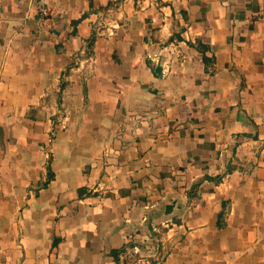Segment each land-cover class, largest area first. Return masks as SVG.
Here are the masks:
<instances>
[{"label": "crops", "instance_id": "1", "mask_svg": "<svg viewBox=\"0 0 264 264\" xmlns=\"http://www.w3.org/2000/svg\"><path fill=\"white\" fill-rule=\"evenodd\" d=\"M131 244L264 264V0H0V264Z\"/></svg>", "mask_w": 264, "mask_h": 264}, {"label": "built area", "instance_id": "2", "mask_svg": "<svg viewBox=\"0 0 264 264\" xmlns=\"http://www.w3.org/2000/svg\"><path fill=\"white\" fill-rule=\"evenodd\" d=\"M38 13L44 17L49 14V11L42 6H39ZM166 46L170 49V56L168 57L169 60L181 56L177 44L175 45L173 42H169L166 44ZM152 61L157 63V57H152ZM161 67L162 71H168V59L161 63ZM120 256L126 261L127 264H158L161 261V257L157 254L156 250H154L152 253L142 254L139 246H137L136 244L126 245L123 253H121Z\"/></svg>", "mask_w": 264, "mask_h": 264}, {"label": "trees", "instance_id": "3", "mask_svg": "<svg viewBox=\"0 0 264 264\" xmlns=\"http://www.w3.org/2000/svg\"><path fill=\"white\" fill-rule=\"evenodd\" d=\"M178 38H179V37H178ZM94 39H95V34L93 33V34L91 35V37L87 40L88 46H91V45H92ZM178 40H179V39H178ZM197 48L200 49V48L198 47V45H197ZM200 51H201V54H202V61H203V63H204L205 66H206V65H208L212 60L204 55V50H203V49L200 50ZM89 55H90V53H85L84 55H79L78 58H84V57H87V56H89ZM74 66H75V64L72 63L69 67H67V68L65 69V73H64V74H65V75L70 74L71 68L74 67ZM232 169H233V165H231V164L229 163V165H227V167L225 168V170H224L223 172L217 174V175H216L215 177H213V178H212V177H209V176H205L204 179L212 180L214 183H218V182L221 181V179L223 178V176H224L226 173L230 172ZM51 177H52V176L49 175L45 181L39 183V186H40V187H44V186L47 184V182L51 179ZM197 185H198V183L194 184V185L191 187V190L189 191V196H195V195H196V191H197L196 187H197ZM155 235H157V234L154 233V235H153L152 237H154L155 240H156V236H155ZM157 236H158V235H157ZM153 242L156 243L155 241H153ZM125 247H126V245L123 246L121 249H119V250L113 252L114 257H115V258H118V255H120L121 253H123Z\"/></svg>", "mask_w": 264, "mask_h": 264}]
</instances>
